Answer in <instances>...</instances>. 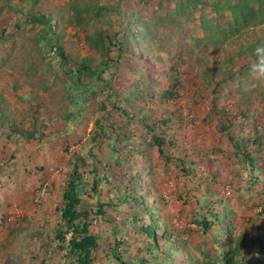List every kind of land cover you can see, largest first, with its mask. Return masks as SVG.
<instances>
[{
	"label": "rangeland",
	"instance_id": "rangeland-1",
	"mask_svg": "<svg viewBox=\"0 0 264 264\" xmlns=\"http://www.w3.org/2000/svg\"><path fill=\"white\" fill-rule=\"evenodd\" d=\"M7 1L57 20L76 63L101 61L86 41L97 30L123 49L75 88L40 42L44 24L16 26L0 0V264H76L72 233L64 248L57 233L80 156L84 205L112 203L93 216V264H264V0H86L106 11L82 29L67 22L73 0ZM155 123L168 162L143 126ZM132 197L149 207L138 224L158 227L155 249Z\"/></svg>",
	"mask_w": 264,
	"mask_h": 264
},
{
	"label": "trees",
	"instance_id": "trees-1",
	"mask_svg": "<svg viewBox=\"0 0 264 264\" xmlns=\"http://www.w3.org/2000/svg\"><path fill=\"white\" fill-rule=\"evenodd\" d=\"M36 4L37 0H31ZM6 6L10 8L15 14V25L19 26V23L22 19V16L26 17V21L30 24L42 23L44 24V29L40 32H49L47 37H42L40 42L45 41V44H50L53 48L52 54L53 57L56 58L58 64L61 66V70L66 75L67 80L70 84L79 88V84L84 76H98L103 79L102 74L112 66V63L115 60L112 59L111 53L113 48H118L120 50L123 49V43L118 42L117 40L111 39L109 35H106L103 30H97L91 35L86 37L87 44L95 48L98 53L101 55L102 59L95 66L89 60L81 61L76 63L71 56L66 52L63 46L59 45L57 39H55L57 35V20L49 17L47 14L43 12H38L34 15H27L24 13L23 15L18 13V10L11 5L7 0H5ZM84 2V5L81 4ZM92 4L87 3L86 0H73L71 4V13L73 14V18L67 20L68 23L73 25L78 29H82L87 27L91 22L97 21L102 16H104L106 7L100 6L97 3ZM33 4V5H34ZM4 8L0 6V15L3 12ZM244 13L250 17L253 14V8L249 5L245 7ZM43 36V35H42ZM112 62V63H110ZM112 68V67H111ZM110 68V69H111ZM107 83L104 82L103 85ZM173 95L172 92L169 93ZM121 109V108H119ZM124 111L128 117H131L129 112ZM134 117V116H133ZM164 125H167V121H163ZM156 123L153 125L144 124L143 126L152 134L153 146L157 147L158 153L160 157H162L165 161H170V157L165 150V146L168 143L165 137L161 134L155 132ZM29 136L33 137V134H29ZM91 157H95L93 151L90 153ZM85 160L83 156H80L74 163V169L70 173V179L68 180L67 187L63 194L64 205L60 209L61 212V221L62 225L66 228L64 230H60L57 233V238L61 243V247L64 248V244L67 243L66 235L68 233H72L71 239L68 242L69 248V256L74 258L76 264H93L95 251L99 247V238L96 234L92 232L93 225V216L94 218L103 217L106 215V207L112 206V203L103 202L100 199L96 201L94 206L90 208L86 207L84 201L82 200V195L87 192L88 183L86 182V177L83 172L79 170L81 161ZM95 177L92 183V191L94 193L98 192V187L100 184V180L96 175L94 170ZM132 202L136 205H140L143 207V211H138L134 217L131 218L133 226L136 231L142 230L149 239L154 241L153 247H148V251L153 249L154 246L157 248V225L151 223L147 224L144 222L143 224H138L140 222V217L144 216V219H148L151 217L148 212V208L146 206V200L142 197H132ZM126 203L129 204V198L124 199ZM205 229H209L211 223L205 218L202 223ZM167 235V232L164 233V236ZM122 240L116 239L115 247L118 248L121 246ZM155 249V248H154ZM117 259L121 262V264H128L122 257L117 256ZM227 263H231L232 260L228 258V253L225 255V259ZM146 262V261H145Z\"/></svg>",
	"mask_w": 264,
	"mask_h": 264
}]
</instances>
